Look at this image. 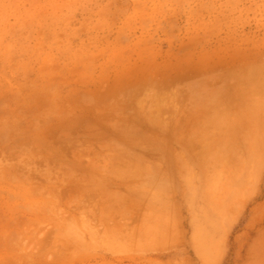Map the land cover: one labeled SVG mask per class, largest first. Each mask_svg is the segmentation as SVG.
I'll return each mask as SVG.
<instances>
[{
  "label": "rangeland",
  "instance_id": "1",
  "mask_svg": "<svg viewBox=\"0 0 264 264\" xmlns=\"http://www.w3.org/2000/svg\"><path fill=\"white\" fill-rule=\"evenodd\" d=\"M244 62L264 0H0V264H172L139 190L172 131L216 144Z\"/></svg>",
  "mask_w": 264,
  "mask_h": 264
},
{
  "label": "crops",
  "instance_id": "2",
  "mask_svg": "<svg viewBox=\"0 0 264 264\" xmlns=\"http://www.w3.org/2000/svg\"><path fill=\"white\" fill-rule=\"evenodd\" d=\"M238 70L236 89L215 104L228 122L219 126L212 150V141L195 138L189 123L172 131L171 150L154 158L167 167L163 178L155 168L154 187L139 190L147 193V206L171 208L172 264L175 257L186 264H264V91L254 75L264 67L245 63Z\"/></svg>",
  "mask_w": 264,
  "mask_h": 264
}]
</instances>
